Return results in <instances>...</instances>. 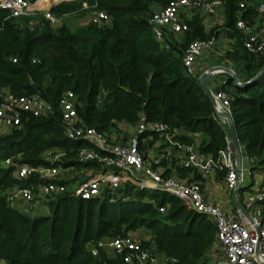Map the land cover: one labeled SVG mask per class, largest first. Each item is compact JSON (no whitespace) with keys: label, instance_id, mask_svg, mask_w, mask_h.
I'll return each instance as SVG.
<instances>
[{"label":"trees","instance_id":"obj_1","mask_svg":"<svg viewBox=\"0 0 264 264\" xmlns=\"http://www.w3.org/2000/svg\"><path fill=\"white\" fill-rule=\"evenodd\" d=\"M169 1L70 0L50 7L57 17L98 10L109 16L107 26L87 21L74 29L63 22L53 28L39 13L13 17L0 8V95L5 89L38 94L52 105L45 114H24L18 127L0 133V264H121L118 258L89 255L85 243L140 228L158 251L175 259L174 264H215L209 257L216 243L213 221L165 191L125 182L114 191L102 188L98 195L82 199L72 194L68 181L60 180L65 189L47 199L46 213L25 217L6 202L10 187L37 184L36 173L15 178V165L49 166L42 157L47 151L60 153L54 164L70 171L98 167L94 161L80 163L75 158L80 148H95L91 142L64 135L57 101L66 90L74 95L77 117L99 132H119L117 124L134 126L143 115L145 121L175 131L172 139L179 143H194L192 135L200 133L198 153L215 157L225 145L227 130L212 117L211 101L197 76L186 72L182 54L188 42L216 37L218 29L232 39L222 58L231 62L242 83L233 84L222 73L220 87L228 94L233 133L252 159L251 170L264 172V70L251 81L264 65V53L246 52L243 35L234 25L237 17L253 24L255 3L239 8L240 0H221L223 22L208 31L192 9L179 40L170 33L159 40L149 18L155 7ZM156 136L141 133L145 141L139 148ZM5 158L11 160L7 165L2 164ZM190 173L194 180L200 178L190 169H176L179 177ZM216 175L222 177L221 172Z\"/></svg>","mask_w":264,"mask_h":264},{"label":"built area","instance_id":"obj_2","mask_svg":"<svg viewBox=\"0 0 264 264\" xmlns=\"http://www.w3.org/2000/svg\"><path fill=\"white\" fill-rule=\"evenodd\" d=\"M34 1L0 0V8L6 9L13 17L39 13L51 27L59 25L60 17L53 15L48 9L51 4L35 7ZM251 3H255L256 11L261 14V22L256 25L247 24L237 17L234 25L243 35L242 46L245 51L263 54L264 0H240L238 7L244 8ZM220 7L221 0H170L151 13L149 18L151 31L159 40L167 33H182L187 28L183 18L185 10L196 9L206 15H213ZM89 21L107 26L109 16L102 10L92 11ZM214 39L215 37L205 40L194 39L187 43L182 54V64L188 74L194 75L192 63L203 49L213 45ZM14 60L11 58V61ZM224 60L233 71L231 62L226 58ZM223 72V69H216L212 75ZM223 83L224 79L221 80L220 86ZM229 106L228 94L223 88L211 92L212 117L227 130L224 147L213 157L198 153L194 143H179L173 140L175 131L160 123L147 122L143 115L139 116L134 126L124 122L117 124L119 132L113 131L110 134L99 132L77 117L74 95L69 90L64 91L57 101L64 135L69 139H84L95 146L80 148L75 155L78 162L98 163L97 168L91 170L87 177L73 186L72 194L87 199L98 195L102 188L114 191L125 182L139 188L165 191L213 221L219 253L218 257L212 260L215 264H264V172L251 170L252 159L243 153L239 144L238 156L236 155L228 134V123L231 121ZM51 110V103L38 94H15L5 89L0 95V128L8 131L20 125L24 114L38 116ZM145 131L155 133L157 136L147 147L140 149L139 145L143 144L145 139L139 135ZM150 137L147 136V139ZM60 156V153L47 151L42 157L50 161L49 166L16 164L15 178L24 179L36 173L37 184L10 187L6 192L7 204L31 214L40 202L64 191L65 184L59 182L60 176L70 171L71 167L54 164ZM10 162V158H5L2 164L7 165ZM178 168L190 169L201 179L210 178L221 172L224 187L230 194L235 190V198L240 201L245 213L237 207L232 213H227L219 205L207 201L199 179L194 180L191 173L189 176L179 177L176 174ZM167 169L171 174H164ZM245 178L251 180L254 178V182L246 184ZM240 189L241 198L238 195ZM163 208L164 206H159L158 211H163ZM132 233L120 237L89 240L85 243V250L91 256L103 254L106 257L118 258L121 264L176 262L173 257H166L158 251L149 236L139 238Z\"/></svg>","mask_w":264,"mask_h":264},{"label":"crops","instance_id":"obj_3","mask_svg":"<svg viewBox=\"0 0 264 264\" xmlns=\"http://www.w3.org/2000/svg\"><path fill=\"white\" fill-rule=\"evenodd\" d=\"M54 1H59V0H54ZM158 8L159 7H155L154 10H156ZM191 10L192 9L185 10L183 18H188L191 14ZM196 11L199 14V17L201 19V23H202L204 31H208L211 27H213L215 25L219 26L223 22V19H224L223 6L220 7L218 9V11L213 15H206L204 13H201L199 10H196ZM261 20H262V16L260 13L257 12V16L254 19L253 25L260 23ZM87 21H89V17H87L83 23H85ZM171 34L177 40H179L181 38V33H171ZM231 43H232V39L229 36H227V34L223 30L218 29V33L214 39L213 45L209 48L203 49L201 51V53L195 58L194 62L192 63V70L194 71V75H196L198 78V76L202 72H204L206 69H208L209 67L216 66V65L228 67L229 65L225 62L224 58H222V55L225 51L230 50ZM223 78H224V74H222V73H215V74L211 75L206 81V84L209 88V91L214 92L215 90L220 88V82ZM1 131H3L2 133L7 132L6 129L1 130ZM192 138H193L194 144L196 145V143H198V141L200 139V133L193 134ZM253 180H254V178L252 180L249 179V184L250 183L252 184L254 182ZM199 182L201 184L202 193L205 196L206 200L209 202H211V200L213 199L215 194H217L219 192L222 193V190L219 191L220 186H218V183H221L223 185V187H224V183H223L222 177H218L216 174L212 175L210 178H207V179L199 178ZM229 197L233 203V199H232L230 193H229ZM221 198L224 200L225 203L227 202L226 196L224 198V196L222 195ZM43 202L46 203L47 201L45 200V201H42V203L40 202L36 206L35 212L33 211L34 214H37L36 211L41 210L42 207H46V204H43ZM211 203H213V202H211ZM216 204L220 206V204L218 202H216ZM220 207L225 212L232 213L236 206L234 204L232 206L225 204V205L220 206ZM17 209L19 211H21L19 208H17ZM21 212H23V211H21ZM33 213L28 214V215H33Z\"/></svg>","mask_w":264,"mask_h":264},{"label":"rangeland","instance_id":"obj_4","mask_svg":"<svg viewBox=\"0 0 264 264\" xmlns=\"http://www.w3.org/2000/svg\"><path fill=\"white\" fill-rule=\"evenodd\" d=\"M35 1H34L33 6L36 7ZM38 1H37V3H38ZM61 1H70V0H59V1H55V2H52L51 3V6H53L56 3L61 2ZM91 13H92V11L91 12H88L87 14H85L84 16H81V17L80 16H76V15H64V16L60 17L59 24L61 22H63L69 29H74L75 26L83 23L86 20L87 17H90L91 16ZM231 68H232V66H231ZM0 132H2L1 131V128H0ZM90 172H91L90 169H81V170H78V171H66L63 175L60 176V180L61 181H68V185H71L73 187L79 181H81L85 177H87ZM245 183L246 184L249 183V178H245ZM218 186H220L219 191L222 190V193L219 192V193L215 194L214 197H213V199L211 200V202H213L215 204H216V202H218L220 204V206H223L225 204L226 205H229V206H232L233 203H232V201H231V199L229 197V193H228L229 191L225 187H223V185L221 183H218ZM241 191H242V189H240L238 191V195H239L240 198L242 197ZM222 195L224 196V198L226 196V200H227L226 203L221 198ZM48 200H46V201H48ZM43 204H46V203L43 202ZM34 212H35V210H34ZM46 212H47V208L46 207H42L41 210H37L36 211V213H46ZM132 234L134 236L139 237V238H147L149 236L148 232L145 229H143V228H140V229L134 231ZM218 255H219V253H218V247H217V244L215 243V245L209 251L210 260L216 259L218 257Z\"/></svg>","mask_w":264,"mask_h":264},{"label":"water","instance_id":"obj_5","mask_svg":"<svg viewBox=\"0 0 264 264\" xmlns=\"http://www.w3.org/2000/svg\"><path fill=\"white\" fill-rule=\"evenodd\" d=\"M51 6L48 7V9H50ZM216 69H223V71L225 73H227L231 78H232V82L233 84H242L238 81L237 75L234 73V71H231L228 67H223L221 65H216L213 67H209L208 69H206L204 72H202L198 78H197V82L198 85L203 89V91L205 92V94L207 95V97L209 98V100L211 101V92L209 91V88L206 84L207 79L212 75V72ZM264 70V65L261 67V69L255 74V76L251 79V81L255 80V78H257V76ZM228 134L231 140V144L234 148V150L236 151V155L238 156V142L237 139L233 133V129H232V125H231V121L228 123ZM231 197L233 198V204L242 212L245 213V209L243 208L242 204L240 203V201L238 199L235 198V190L231 191ZM25 217H29V215L27 213L24 214Z\"/></svg>","mask_w":264,"mask_h":264},{"label":"bare ground","instance_id":"obj_6","mask_svg":"<svg viewBox=\"0 0 264 264\" xmlns=\"http://www.w3.org/2000/svg\"><path fill=\"white\" fill-rule=\"evenodd\" d=\"M38 0L35 1V5L38 6V7H43V6H46L48 4H51L52 2H55L54 0H39L38 3H37Z\"/></svg>","mask_w":264,"mask_h":264}]
</instances>
